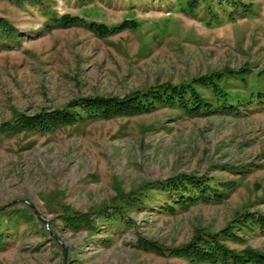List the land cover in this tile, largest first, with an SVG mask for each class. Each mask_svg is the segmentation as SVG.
<instances>
[{
	"label": "rangeland",
	"instance_id": "obj_1",
	"mask_svg": "<svg viewBox=\"0 0 264 264\" xmlns=\"http://www.w3.org/2000/svg\"><path fill=\"white\" fill-rule=\"evenodd\" d=\"M236 1L252 10L230 20L213 0L216 22L200 0H0V26L14 31L0 37V128L9 127L0 131V264H206L168 252L245 213L264 217V102L192 118L165 107L107 119L77 110L46 133L17 123L213 72L248 69L244 86L229 81L241 96L263 88L264 2ZM49 10L81 24L50 27ZM123 22L131 27L105 37L87 28ZM180 176L226 195L173 211L160 191L134 199ZM232 232L239 241L226 247L264 254V235Z\"/></svg>",
	"mask_w": 264,
	"mask_h": 264
},
{
	"label": "trees",
	"instance_id": "obj_2",
	"mask_svg": "<svg viewBox=\"0 0 264 264\" xmlns=\"http://www.w3.org/2000/svg\"><path fill=\"white\" fill-rule=\"evenodd\" d=\"M31 1L34 4H40L39 0H21ZM197 1V0H195ZM205 5L210 18L216 22L220 19V15L211 11V3L213 0H200ZM264 2V0H262ZM220 11L226 13V17L230 20L234 19L235 13L244 15L250 12L251 5L243 4L236 0H215ZM241 3V4H240ZM189 11L192 10L193 4L188 6ZM48 11V10H47ZM47 12L48 26H73L81 24V20L73 17H58L54 16L53 12ZM206 13V14H208ZM2 23V22H1ZM131 22H123L118 27L108 29L102 25L90 23L87 28L94 32H99L104 37L112 35L120 30L131 27ZM47 26V27H48ZM0 26V37H9L13 34ZM248 69H240L236 71H226L218 73H209L202 76H197L189 82L177 85H160L144 92L133 94L123 100L116 99H86L72 106L69 109L54 110L52 114H44L40 120H22L18 127L32 129L37 132L46 133L54 130L60 125L75 122L81 114L90 118L107 119L111 117L130 116L136 114L148 113L158 108H169L178 110L186 117L208 116L211 114H232L236 115L240 112V107L247 108L250 103H255V107H259L264 102V86L263 88L255 86L254 91H248L245 97L238 93L230 91L229 86L234 83H241L243 86L246 83L244 76ZM206 92L207 94H205ZM79 110V111H77ZM77 111V112H76ZM8 128L1 127L0 131H8ZM207 180L193 176H180L163 182H156L147 190H139L134 197L139 200L147 196V192L160 191L162 195L169 199L166 206L172 211L186 209L197 203H217L223 198L225 188L215 183L208 184ZM219 186V188H216ZM223 190V192H222ZM170 196H174L171 198ZM163 207V208H164ZM87 228L88 223L83 221ZM243 233L261 234L264 235V217L254 216L245 213L237 220H234L230 225L215 234L206 235L205 239L193 240L183 249L170 250L168 253H183L191 262H203L206 264H264V254L243 249L241 251L233 250L224 245V242H238L239 237L233 236V229ZM185 249V250H184Z\"/></svg>",
	"mask_w": 264,
	"mask_h": 264
}]
</instances>
